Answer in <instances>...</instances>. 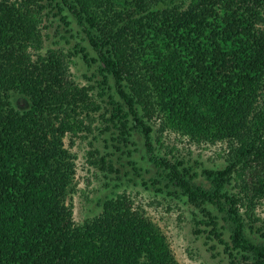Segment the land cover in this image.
I'll return each mask as SVG.
<instances>
[{
  "label": "trees",
  "instance_id": "16d2710c",
  "mask_svg": "<svg viewBox=\"0 0 264 264\" xmlns=\"http://www.w3.org/2000/svg\"><path fill=\"white\" fill-rule=\"evenodd\" d=\"M43 1L0 0V264H179L126 194L75 223V157L65 143L90 133L87 118L101 108L93 87L70 77L62 51L42 53ZM58 8L95 53L99 85L114 93L106 120L113 140L126 147L141 132L150 160L167 172L165 182L144 185L200 211L197 225L231 264H264V246L248 238L241 212L245 201L264 200V0H61ZM155 121L197 143L230 141L225 167L192 173L159 156ZM92 164L118 173L105 157ZM211 206L231 224L229 240Z\"/></svg>",
  "mask_w": 264,
  "mask_h": 264
},
{
  "label": "rangeland",
  "instance_id": "374dc122",
  "mask_svg": "<svg viewBox=\"0 0 264 264\" xmlns=\"http://www.w3.org/2000/svg\"><path fill=\"white\" fill-rule=\"evenodd\" d=\"M60 2L61 0L43 1L46 10L42 28L45 41L42 53L45 54L50 49L62 51L69 58L66 59V65L70 77L81 86L93 87L92 95L101 108V111L87 118L90 133H84L80 138H67L65 143L75 157L76 172L68 196V203L73 206L75 223L83 225L92 221L102 213L105 201L126 194L160 228L179 264H231L224 247L208 239V234L202 232L206 227L197 225L198 220L204 219L200 211L185 198L160 192L152 183L144 185V180L157 179L165 182L167 174L162 167L150 160L144 135L139 131L132 132L131 144L126 147L113 140L116 132L114 129L109 130L106 120L110 118L113 108L109 95L114 93L99 85L103 80L99 72L100 64L91 62L96 55L73 18L63 21L67 13L60 12ZM81 48L88 54V62L80 52ZM114 98L119 100L118 96ZM11 102L18 110L26 107L25 101L18 94H12ZM151 124L154 127L156 153L168 160L183 162L185 167L193 169L192 173L201 174L203 169L223 168L230 157V141L197 143L171 128L164 129L159 121ZM102 157L113 164L118 173L92 164ZM196 183L208 186L201 175H198ZM158 187L161 188L162 185ZM228 188L232 193L239 191L235 184ZM210 209L219 218L225 239L229 240L232 226L226 220V215L215 207L211 206ZM241 212L246 222L248 238L264 246V200L257 201L255 205L245 201ZM251 212L254 215L250 218L248 215Z\"/></svg>",
  "mask_w": 264,
  "mask_h": 264
}]
</instances>
